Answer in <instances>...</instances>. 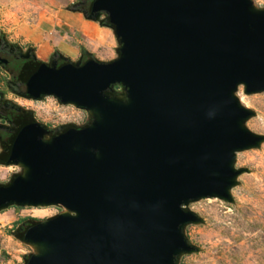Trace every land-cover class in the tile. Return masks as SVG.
<instances>
[{
    "label": "water",
    "instance_id": "water-1",
    "mask_svg": "<svg viewBox=\"0 0 264 264\" xmlns=\"http://www.w3.org/2000/svg\"><path fill=\"white\" fill-rule=\"evenodd\" d=\"M102 13L117 60L43 64L27 82L29 97L98 115L49 142L35 122L17 133L8 162L27 174L0 190V209L69 211L27 231L28 264H175L193 251L182 228L198 222L183 205L229 199L235 153L263 140L234 93L264 91V11L249 0H95L86 16ZM116 84L126 103L107 94Z\"/></svg>",
    "mask_w": 264,
    "mask_h": 264
},
{
    "label": "rangeland",
    "instance_id": "rangeland-1",
    "mask_svg": "<svg viewBox=\"0 0 264 264\" xmlns=\"http://www.w3.org/2000/svg\"><path fill=\"white\" fill-rule=\"evenodd\" d=\"M82 1L0 0V44L5 40L8 45H13L11 39L14 40L17 28L21 43L15 45L24 53L31 46L25 41V34L38 31L35 27L47 35L52 31L55 37H59L61 32L74 36L68 25L59 24L71 23L74 15L71 11H78ZM249 1L254 10L264 11V0ZM99 17L109 22L106 14ZM81 40L84 46H88L85 37ZM24 83V79L0 63V106H13L30 114L36 124L45 128L42 137L45 142L51 141L61 129L90 127L98 118L93 110L62 103L54 96L29 97L23 93L24 87L21 88ZM107 94L118 102L128 101L123 84L114 85ZM234 96L241 107L251 112L243 122L244 128L263 140L257 146L235 153L233 169L238 175L229 190V199L202 198L183 205L185 211L197 217L198 222L182 228L193 251L177 255L175 264H264V91L250 94L246 86L240 84ZM0 128L12 129L1 112ZM8 153V147L0 138L1 187H8L16 178L27 174L22 163L8 162ZM64 213L69 211L62 205H9L0 209V264H28L37 250L24 241V228Z\"/></svg>",
    "mask_w": 264,
    "mask_h": 264
},
{
    "label": "crops",
    "instance_id": "crops-1",
    "mask_svg": "<svg viewBox=\"0 0 264 264\" xmlns=\"http://www.w3.org/2000/svg\"><path fill=\"white\" fill-rule=\"evenodd\" d=\"M71 12L74 14L71 16L72 22L59 25H68L67 27H70L74 36L69 37L61 32L59 37H55L52 31L51 35H47L42 33V29L35 27L38 31L25 34L27 37L25 41L30 42L31 46L27 48L26 53L22 49V53L24 55L32 53L36 61L47 66H52L59 60L77 64L84 60L85 55L92 56L100 63L113 62L120 57V40L109 22H104L100 17L97 19L88 18L87 14L81 10ZM18 30L19 28L13 36L14 40L11 39L13 45L21 43L18 38ZM84 37L85 41L89 42L88 46H84L81 40Z\"/></svg>",
    "mask_w": 264,
    "mask_h": 264
},
{
    "label": "flooded vegetation",
    "instance_id": "flooded-vegetation-1",
    "mask_svg": "<svg viewBox=\"0 0 264 264\" xmlns=\"http://www.w3.org/2000/svg\"><path fill=\"white\" fill-rule=\"evenodd\" d=\"M78 10H81L82 12H85L87 15L92 14V0H83L82 2H80V4L78 5ZM2 44H0V63H2L5 67H7L10 71H12L11 69V65H12V59H33L35 60V58L33 57L32 53H28L27 55H24L22 53V49L18 46H11L8 45L5 40L4 42H1ZM36 61V60H35ZM84 60L82 61V65H83ZM59 64V61H58ZM14 74H16L14 71H12ZM17 75V74H16ZM18 76V75H17ZM19 77V76H18ZM21 78V77H20ZM24 87V91L23 93L26 94L27 92V82L25 81L24 84L21 85V88ZM20 88V89H21ZM6 110H15L19 113H22L24 115H28L27 113L22 112L21 110L13 107V106H0V112L1 115L11 124L12 129L7 130V129H2L0 128V133L2 131L5 132H9V133H17V127L14 125V123L11 121V119L8 117L7 113L5 112ZM28 119H30V122L28 121ZM28 119L26 123L22 124L23 126L28 124V123H33L34 121L32 120L31 115L29 114ZM70 128H64L61 129L57 135L64 133L66 130H68ZM0 138L2 139V136L0 135ZM4 142V141H3ZM9 149V153L7 154V157H10L11 154V146L10 145H6ZM29 227H33V224L30 226H26L24 228L25 231H27V229Z\"/></svg>",
    "mask_w": 264,
    "mask_h": 264
},
{
    "label": "trees",
    "instance_id": "trees-1",
    "mask_svg": "<svg viewBox=\"0 0 264 264\" xmlns=\"http://www.w3.org/2000/svg\"><path fill=\"white\" fill-rule=\"evenodd\" d=\"M95 2V0H92V5ZM93 57L89 56V55H85L84 56V63H86L89 60H92ZM69 62L64 61V60H59V64H58V68H61L65 65H67ZM43 66V64L39 61H35L33 59H12V65H11V69L12 71H14L19 77H21L22 79H24L26 82H28V80L34 75L36 74L39 69ZM8 115V117L11 119V121L14 123V125L17 127V133L20 131V129L22 128V124L26 123L28 119V115H24L22 113H19L17 111H13V110H6L5 111ZM28 121L30 122V119H28ZM67 131V130H66ZM17 133H9V132H5L2 131L0 133V135L2 136V140L4 141L5 145H10L11 149L13 146V143L16 139ZM3 187L0 186V190ZM31 227H29L27 229V231L30 229ZM27 231L25 232V234L27 233ZM25 234H23V236H25ZM30 260V259H29Z\"/></svg>",
    "mask_w": 264,
    "mask_h": 264
}]
</instances>
